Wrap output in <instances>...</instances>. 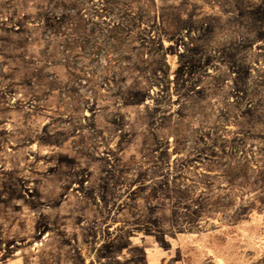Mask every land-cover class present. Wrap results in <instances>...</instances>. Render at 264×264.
Returning <instances> with one entry per match:
<instances>
[{"label":"rangeland","instance_id":"374dc122","mask_svg":"<svg viewBox=\"0 0 264 264\" xmlns=\"http://www.w3.org/2000/svg\"><path fill=\"white\" fill-rule=\"evenodd\" d=\"M0 264H264V0H0Z\"/></svg>","mask_w":264,"mask_h":264}]
</instances>
